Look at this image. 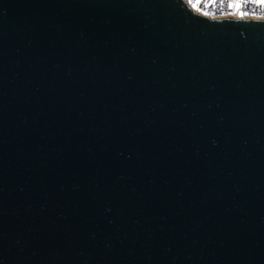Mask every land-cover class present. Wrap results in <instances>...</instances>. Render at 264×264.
<instances>
[{"label":"water","instance_id":"1","mask_svg":"<svg viewBox=\"0 0 264 264\" xmlns=\"http://www.w3.org/2000/svg\"><path fill=\"white\" fill-rule=\"evenodd\" d=\"M0 264H264V20L0 0Z\"/></svg>","mask_w":264,"mask_h":264},{"label":"built area","instance_id":"2","mask_svg":"<svg viewBox=\"0 0 264 264\" xmlns=\"http://www.w3.org/2000/svg\"><path fill=\"white\" fill-rule=\"evenodd\" d=\"M195 14L211 19L264 20V0H183Z\"/></svg>","mask_w":264,"mask_h":264}]
</instances>
